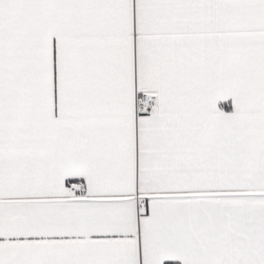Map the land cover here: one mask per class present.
<instances>
[{"label": "snow or ice", "instance_id": "6c2138e0", "mask_svg": "<svg viewBox=\"0 0 264 264\" xmlns=\"http://www.w3.org/2000/svg\"><path fill=\"white\" fill-rule=\"evenodd\" d=\"M0 264H264V0H0Z\"/></svg>", "mask_w": 264, "mask_h": 264}]
</instances>
